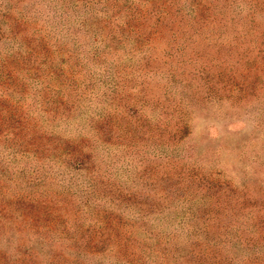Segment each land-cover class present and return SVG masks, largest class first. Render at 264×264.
I'll return each instance as SVG.
<instances>
[{
    "label": "rangeland",
    "instance_id": "rangeland-1",
    "mask_svg": "<svg viewBox=\"0 0 264 264\" xmlns=\"http://www.w3.org/2000/svg\"><path fill=\"white\" fill-rule=\"evenodd\" d=\"M0 264H264V0H0Z\"/></svg>",
    "mask_w": 264,
    "mask_h": 264
},
{
    "label": "trees",
    "instance_id": "trees-1",
    "mask_svg": "<svg viewBox=\"0 0 264 264\" xmlns=\"http://www.w3.org/2000/svg\"><path fill=\"white\" fill-rule=\"evenodd\" d=\"M85 187V186H84ZM86 188V187H85Z\"/></svg>",
    "mask_w": 264,
    "mask_h": 264
}]
</instances>
